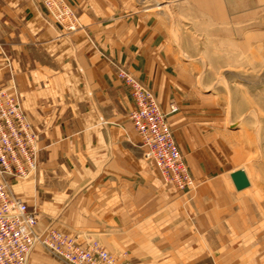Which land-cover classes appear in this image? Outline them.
Here are the masks:
<instances>
[{"label": "crops", "instance_id": "crops-1", "mask_svg": "<svg viewBox=\"0 0 264 264\" xmlns=\"http://www.w3.org/2000/svg\"><path fill=\"white\" fill-rule=\"evenodd\" d=\"M43 0H0V87L13 85L38 135L33 175L11 193L50 227L97 241L129 264H264V219L224 170L218 128L180 103L167 122L193 188L165 183L127 118L133 103L112 63L150 89L163 112L178 96L171 53L151 16L122 0H65L83 27L61 30ZM151 22V23H150ZM11 61V75L4 58ZM178 101V99H177ZM258 214V215H257ZM263 260V261H262ZM27 264H63L35 246Z\"/></svg>", "mask_w": 264, "mask_h": 264}, {"label": "rangeland", "instance_id": "rangeland-1", "mask_svg": "<svg viewBox=\"0 0 264 264\" xmlns=\"http://www.w3.org/2000/svg\"><path fill=\"white\" fill-rule=\"evenodd\" d=\"M122 12L151 16L178 70L170 104L220 130L221 171H244L251 212L264 219V0H122Z\"/></svg>", "mask_w": 264, "mask_h": 264}, {"label": "built area", "instance_id": "built-area-1", "mask_svg": "<svg viewBox=\"0 0 264 264\" xmlns=\"http://www.w3.org/2000/svg\"><path fill=\"white\" fill-rule=\"evenodd\" d=\"M48 18L61 30L80 31L73 8L65 0H43ZM4 69L11 75L5 55ZM115 76L128 89L133 108L127 118L144 148L143 157L155 163L161 178L177 191L192 189L193 179L179 153L167 116L153 92L123 66L111 64ZM13 85L0 87V264H27L35 246H41L63 264H129L110 254L97 241L81 244L74 238L47 227L35 230V213L15 197L11 182L33 175L37 168V133L22 110Z\"/></svg>", "mask_w": 264, "mask_h": 264}, {"label": "water", "instance_id": "water-1", "mask_svg": "<svg viewBox=\"0 0 264 264\" xmlns=\"http://www.w3.org/2000/svg\"><path fill=\"white\" fill-rule=\"evenodd\" d=\"M230 179L234 185V188L239 191L249 186L248 179L243 170L239 169L230 174Z\"/></svg>", "mask_w": 264, "mask_h": 264}]
</instances>
